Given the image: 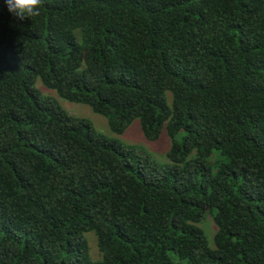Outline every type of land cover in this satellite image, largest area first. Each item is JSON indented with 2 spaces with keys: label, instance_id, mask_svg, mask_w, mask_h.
I'll return each mask as SVG.
<instances>
[{
  "label": "trees",
  "instance_id": "obj_1",
  "mask_svg": "<svg viewBox=\"0 0 264 264\" xmlns=\"http://www.w3.org/2000/svg\"><path fill=\"white\" fill-rule=\"evenodd\" d=\"M0 264H264V0H0Z\"/></svg>",
  "mask_w": 264,
  "mask_h": 264
},
{
  "label": "rangeland",
  "instance_id": "obj_2",
  "mask_svg": "<svg viewBox=\"0 0 264 264\" xmlns=\"http://www.w3.org/2000/svg\"><path fill=\"white\" fill-rule=\"evenodd\" d=\"M38 84V83H37ZM38 87L46 95L55 96V92L44 88L41 84ZM62 107L66 109L70 114L82 117L91 122L94 129L100 133L117 138L122 144L134 146L141 154L149 155L157 162H164L166 160V152L170 147V139L163 129L156 140H147L143 135L139 120L134 119L120 135H115L109 128L107 119L95 113L88 105L83 103H74L59 99ZM202 226L207 231L209 241H212V233L215 226L212 219L208 214L205 215ZM94 252V251H93Z\"/></svg>",
  "mask_w": 264,
  "mask_h": 264
},
{
  "label": "clouds",
  "instance_id": "obj_3",
  "mask_svg": "<svg viewBox=\"0 0 264 264\" xmlns=\"http://www.w3.org/2000/svg\"><path fill=\"white\" fill-rule=\"evenodd\" d=\"M8 11L19 20L40 15L42 0H4Z\"/></svg>",
  "mask_w": 264,
  "mask_h": 264
}]
</instances>
